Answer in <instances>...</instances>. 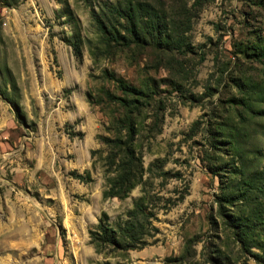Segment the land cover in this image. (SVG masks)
I'll list each match as a JSON object with an SVG mask.
<instances>
[{"label": "rangeland", "instance_id": "374dc122", "mask_svg": "<svg viewBox=\"0 0 264 264\" xmlns=\"http://www.w3.org/2000/svg\"><path fill=\"white\" fill-rule=\"evenodd\" d=\"M124 1L0 0V264H264L215 201L241 121L249 168L264 164V0H132L153 7L159 41L106 46L97 18ZM114 78L142 92V176L105 198L103 137L129 113L116 97L133 98ZM137 200V247L96 251L102 214L116 229Z\"/></svg>", "mask_w": 264, "mask_h": 264}, {"label": "trees", "instance_id": "16d2710c", "mask_svg": "<svg viewBox=\"0 0 264 264\" xmlns=\"http://www.w3.org/2000/svg\"><path fill=\"white\" fill-rule=\"evenodd\" d=\"M110 7L112 9L110 14L113 15V18H107L104 21L97 18L100 24L110 23V31H105V29L103 31L106 46L114 47L113 43H121V41L125 42L124 46L126 47H130L133 43L140 46L144 42V37L147 36L159 41L160 31L157 15L148 2L134 4L132 0H125L124 3L118 2ZM140 12L144 13L148 21L143 20ZM254 55L258 58L261 57V54L254 53ZM114 80L118 82L122 93L133 98H131L132 101H129L126 97H116L106 91V99L102 100L110 103L111 99L116 97L129 108V113L120 121L119 128L114 126L113 131L118 136L103 137L110 149L104 163L108 185L103 192L105 198L126 196L142 176L140 158L133 146V141L138 133L134 117L140 112L137 95L142 92L134 86L126 84L123 79L114 78ZM105 106L107 107V105ZM245 129V121H241L238 127L231 128L233 133L231 138L236 151L234 156L238 161L233 163L227 176L221 179L220 191L216 195L215 201L218 204V212L223 218L224 226L231 231L235 242L246 253L256 255L252 252V247L264 251V164L253 169L249 168L250 156L237 141V136L241 135ZM123 131L126 133L125 140H123ZM234 181H236L235 185H232ZM228 207L236 208V213L231 214ZM144 213L141 200H137L134 208L127 212L128 218L124 225L118 224L116 229L105 225L107 215L103 213L96 230L90 232L91 243L96 251L102 252L108 246H110L108 252L137 247V241L143 232V225L139 217ZM260 240L262 242H259Z\"/></svg>", "mask_w": 264, "mask_h": 264}]
</instances>
